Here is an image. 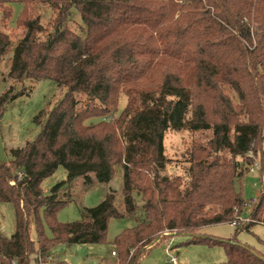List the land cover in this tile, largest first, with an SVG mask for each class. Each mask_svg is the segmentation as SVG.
I'll use <instances>...</instances> for the list:
<instances>
[{"label": "trees", "instance_id": "16d2710c", "mask_svg": "<svg viewBox=\"0 0 264 264\" xmlns=\"http://www.w3.org/2000/svg\"><path fill=\"white\" fill-rule=\"evenodd\" d=\"M12 4L22 6L16 24L25 32L7 63L8 77L48 80L66 91L52 109L46 106L34 117L36 137L11 149L9 161L0 160V202L15 212L13 234L0 235V264H45L55 246L101 244L109 220L138 209L140 220L113 241L114 264H137L145 246L172 231L188 237L185 246L223 248L226 260L218 264H264V254L234 238L264 226V180L249 201L235 188L244 177L238 158L264 154V0H0V16L11 19ZM38 4L54 13L48 33L38 17H30ZM72 9L80 16L82 36L68 26ZM9 45L0 32V60ZM23 94L22 89L0 95V117ZM183 129L211 131L212 137L187 150L186 180L162 176L170 162L164 134ZM117 165L124 212L110 192L81 212L80 220H56L70 202L68 194L58 199L65 186L78 178L89 184L90 175L109 183ZM58 167L66 179L44 196L41 183ZM210 205L218 208L213 215L204 211ZM248 206L252 222L236 226L232 239L197 234L207 226L230 225L234 210L240 215ZM31 222L36 241L29 235Z\"/></svg>", "mask_w": 264, "mask_h": 264}, {"label": "rangeland", "instance_id": "374dc122", "mask_svg": "<svg viewBox=\"0 0 264 264\" xmlns=\"http://www.w3.org/2000/svg\"><path fill=\"white\" fill-rule=\"evenodd\" d=\"M11 19L0 16V32L7 35L10 39V45L4 56L0 60V95L8 93L12 95L23 89L24 94L16 97L9 102L0 117V160L7 162L11 159L10 150L22 148L27 141H32L40 127L34 123V117L46 106L52 109L63 97L66 89L56 85L48 80H25L17 82L8 77V61L13 55L14 50L20 44L24 37V29L17 26L18 16L22 12V6L19 4L11 5ZM30 17H38L45 31L50 32L51 22L54 18L53 11L46 4H38L31 8ZM69 28L76 34L82 36L80 26V16L75 9L71 10V20L68 23ZM45 34L38 36L43 39ZM224 94L232 101L233 105H239L236 94L227 87L223 88ZM125 99L119 101V111L123 108ZM101 119H93L92 123H97ZM89 123V122H86ZM212 137L211 131L190 132L183 129L179 131L168 130L164 134V153L170 162L161 171L162 176H181L184 180L188 176L189 165L186 162V153L194 143L205 144ZM249 158H238L243 163V179L235 184L236 190L241 194L244 201L255 199L260 191V181L264 180V170L261 166L264 164L263 152L248 155ZM243 161L252 162L251 165H244ZM254 172H250V169ZM91 183L85 184L82 178H78L70 185L65 186L58 194V199H64V195L70 196V202L59 210L56 214V220L59 223H72L80 220L81 212L85 209L97 206L108 193H113L114 204L120 212H124L122 200V169L120 166L114 167V174L109 183H99L93 175H90ZM66 179L65 170L62 167L54 174L41 183V190L44 196H47L50 189L55 184ZM137 205H141L137 198ZM205 214L213 215L218 211L213 205L205 208ZM252 206H248L239 215L238 209L234 210L233 218L241 217L236 222L238 228L249 224L246 219H250L249 214ZM140 211L126 215L121 219L109 220L105 240L101 244L92 245H58L51 249L45 264H114L117 259V253L113 246L115 237L122 231L132 228L140 220ZM251 220V219H250ZM15 212L9 203L0 202V235L9 238L14 232ZM235 227L228 224H218L201 228L197 234L200 236L232 239L234 237ZM44 232L50 237V231L44 223ZM29 235L31 240L36 241L37 235L33 222L30 223ZM235 240L255 250L262 256L264 254V226L253 225L249 231H241L235 237ZM158 242L145 246L147 253L137 264H169L166 250L172 252L177 258L178 264H218L226 260V255L220 246L208 247L203 244H193L185 246L188 240L186 236H180L176 232H163ZM116 253L115 257L111 252ZM133 251V250H132ZM32 258V257H31ZM42 259V258H41ZM29 264H41L31 260Z\"/></svg>", "mask_w": 264, "mask_h": 264}, {"label": "built area", "instance_id": "2783aa9c", "mask_svg": "<svg viewBox=\"0 0 264 264\" xmlns=\"http://www.w3.org/2000/svg\"><path fill=\"white\" fill-rule=\"evenodd\" d=\"M250 172H254V170L251 168L250 170H249ZM18 176L20 177L21 176V174L20 173H18ZM236 220H238V221H240L241 220V217H238V218H236ZM238 221H236V222H238ZM246 221L247 222H249V223H251L252 221L250 220V219H246ZM236 222H235V220L230 224L231 226H233V227H236ZM156 242H158V240H156L155 241V243ZM166 254H167V257H169V260H168V263L169 264H178L177 263V258L174 256V255H172V252L170 251H168V250H166ZM111 256L112 257H115L116 256V253L114 252V251H112L111 252ZM11 264H16V261H12L11 262Z\"/></svg>", "mask_w": 264, "mask_h": 264}, {"label": "crops", "instance_id": "0c3cea01", "mask_svg": "<svg viewBox=\"0 0 264 264\" xmlns=\"http://www.w3.org/2000/svg\"><path fill=\"white\" fill-rule=\"evenodd\" d=\"M210 227V226H209ZM207 228V227H206Z\"/></svg>", "mask_w": 264, "mask_h": 264}]
</instances>
